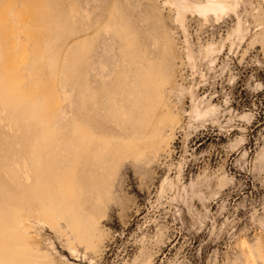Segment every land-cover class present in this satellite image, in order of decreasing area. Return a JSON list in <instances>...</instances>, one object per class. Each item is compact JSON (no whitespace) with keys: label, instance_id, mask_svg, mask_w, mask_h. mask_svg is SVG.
<instances>
[{"label":"rangeland","instance_id":"rangeland-1","mask_svg":"<svg viewBox=\"0 0 264 264\" xmlns=\"http://www.w3.org/2000/svg\"><path fill=\"white\" fill-rule=\"evenodd\" d=\"M28 146L58 203L22 199L0 264H264V0H0L25 187Z\"/></svg>","mask_w":264,"mask_h":264},{"label":"bare ground","instance_id":"bare-ground-1","mask_svg":"<svg viewBox=\"0 0 264 264\" xmlns=\"http://www.w3.org/2000/svg\"><path fill=\"white\" fill-rule=\"evenodd\" d=\"M87 140L88 143L91 140V138H89L88 135H87ZM28 150L31 152V156L33 159H30L32 167L29 168L30 171L28 172V175H26V180H30L36 177L35 182L29 183L28 187L23 186L21 182L18 181L16 173H14L15 172L14 167L17 170L18 167L20 166L19 165L20 162L22 163L23 167H27L25 158H21L20 152H17L19 154V156L17 157L11 155L10 159L7 161V164L5 163L4 166L0 167L3 172L6 171L4 173L6 176L10 174L12 175L10 179L14 180L13 183H15V185L20 183L21 184L20 187H22V188H17L21 196L16 194L14 191L12 192L13 194L8 193L7 190H4L3 191L4 193L0 192V203L5 205L6 207L3 209V211L0 210L1 213L0 228L5 229V232L3 233L0 231V244L3 240L5 242L4 246L0 247V253L4 254V255L0 254L1 263L11 259L17 261L26 252V249L23 247V244L21 243L20 239L15 237V227H17L16 224L17 214L21 213L22 211L21 208H23L21 203L22 199L27 200L31 204L37 202L42 208H47V210H48V205H51L52 208V203H53L52 180L54 175L53 171L52 170L48 171V168L50 167L49 165H47L46 167V166H41L40 163H36L34 150L32 147L28 146ZM36 159H38V157ZM33 167L34 170L32 169ZM59 187H61V185ZM63 188H66L64 190H66L68 193L71 192L69 191V185L68 186L63 185ZM47 200H49V202H47ZM56 203L58 202L54 201L53 208L55 207ZM59 204H60V200H59ZM15 208L18 209L15 210Z\"/></svg>","mask_w":264,"mask_h":264}]
</instances>
